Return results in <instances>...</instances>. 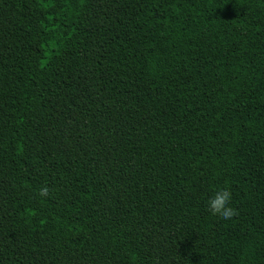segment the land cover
Here are the masks:
<instances>
[{
	"label": "trees",
	"instance_id": "obj_1",
	"mask_svg": "<svg viewBox=\"0 0 264 264\" xmlns=\"http://www.w3.org/2000/svg\"><path fill=\"white\" fill-rule=\"evenodd\" d=\"M0 264H264V0H0Z\"/></svg>",
	"mask_w": 264,
	"mask_h": 264
},
{
	"label": "clouds",
	"instance_id": "obj_2",
	"mask_svg": "<svg viewBox=\"0 0 264 264\" xmlns=\"http://www.w3.org/2000/svg\"><path fill=\"white\" fill-rule=\"evenodd\" d=\"M47 194V188L40 190L41 196H47ZM231 198L232 193L230 187L224 186L217 188L214 194L208 199L207 207L212 214L218 215L223 220H230L236 215V209L230 204Z\"/></svg>",
	"mask_w": 264,
	"mask_h": 264
}]
</instances>
